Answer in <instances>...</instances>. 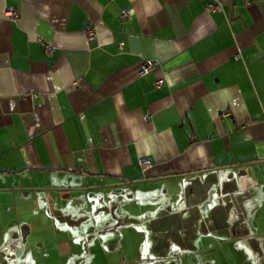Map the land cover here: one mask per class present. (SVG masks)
<instances>
[{"label":"crops","instance_id":"1","mask_svg":"<svg viewBox=\"0 0 264 264\" xmlns=\"http://www.w3.org/2000/svg\"><path fill=\"white\" fill-rule=\"evenodd\" d=\"M0 264H264V0H0Z\"/></svg>","mask_w":264,"mask_h":264},{"label":"built area","instance_id":"2","mask_svg":"<svg viewBox=\"0 0 264 264\" xmlns=\"http://www.w3.org/2000/svg\"><path fill=\"white\" fill-rule=\"evenodd\" d=\"M9 18L10 19H16L17 18V12L16 11H9ZM131 15V12L129 10H125L123 12V17H129ZM88 33V37L89 39L93 40L96 36V33L94 32V30L91 27H88L87 30ZM124 46V43H121V47ZM47 50L49 51V53H53L54 48L51 47L50 45L47 46ZM152 69V65L147 66L143 71H142V75H145L147 73L150 72V70ZM164 85V80H160L157 82V86L160 87ZM141 165L146 168L149 169L151 167V162L148 159H142L141 160Z\"/></svg>","mask_w":264,"mask_h":264}]
</instances>
